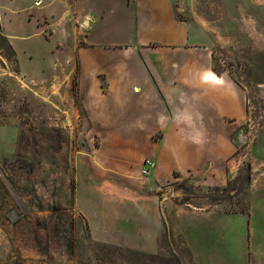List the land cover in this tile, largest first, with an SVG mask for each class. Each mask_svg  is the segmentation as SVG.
Instances as JSON below:
<instances>
[{"label": "rangeland", "instance_id": "374dc122", "mask_svg": "<svg viewBox=\"0 0 264 264\" xmlns=\"http://www.w3.org/2000/svg\"><path fill=\"white\" fill-rule=\"evenodd\" d=\"M175 4L213 46L215 70L247 97L226 183L187 175L156 188L134 187L101 172L98 141L77 133L76 110L67 118L61 107L66 79L23 77L0 31V123L11 131L0 140V263L264 264L260 201L249 213L250 148L264 125V0ZM53 40H35L36 59L54 56Z\"/></svg>", "mask_w": 264, "mask_h": 264}, {"label": "crops", "instance_id": "0c3cea01", "mask_svg": "<svg viewBox=\"0 0 264 264\" xmlns=\"http://www.w3.org/2000/svg\"><path fill=\"white\" fill-rule=\"evenodd\" d=\"M0 31L23 77L66 79L61 107L67 118L76 110L77 133L98 141L101 172L134 187L156 188L187 175L226 183L247 97L215 70L213 46L179 16L175 0H0ZM38 39H54V56L35 58ZM10 132L0 123V140ZM250 155L249 213L257 201L264 213V125ZM146 158L154 162L148 175Z\"/></svg>", "mask_w": 264, "mask_h": 264}, {"label": "built area", "instance_id": "2783aa9c", "mask_svg": "<svg viewBox=\"0 0 264 264\" xmlns=\"http://www.w3.org/2000/svg\"><path fill=\"white\" fill-rule=\"evenodd\" d=\"M243 134H240V136H239V141L241 142V141H243ZM255 140V139H254ZM254 142V141H253ZM234 160H236V161H238L240 164L242 163V161L241 160H238V158L236 157ZM231 163H232V161H231ZM231 165L232 164H230L229 166H230V171H231ZM154 166V162H153V160L152 159H149V158H146L145 160H144V163H143V167H142V173L143 174H145V175H148L149 174V172H150V169L152 168Z\"/></svg>", "mask_w": 264, "mask_h": 264}, {"label": "trees", "instance_id": "16d2710c", "mask_svg": "<svg viewBox=\"0 0 264 264\" xmlns=\"http://www.w3.org/2000/svg\"><path fill=\"white\" fill-rule=\"evenodd\" d=\"M1 39L2 40H7V38L5 37V36H1ZM8 41V40H7ZM9 42V41H8ZM10 44V43H9ZM11 46V45H10ZM12 48V47H11ZM12 50H13V48H12ZM13 53H14V51H13Z\"/></svg>", "mask_w": 264, "mask_h": 264}]
</instances>
